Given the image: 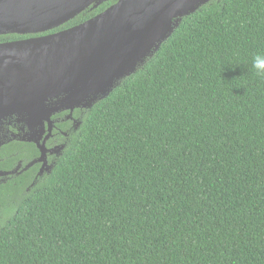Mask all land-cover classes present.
<instances>
[{
    "label": "trees",
    "instance_id": "obj_1",
    "mask_svg": "<svg viewBox=\"0 0 264 264\" xmlns=\"http://www.w3.org/2000/svg\"><path fill=\"white\" fill-rule=\"evenodd\" d=\"M257 53L264 0H211L108 97L76 108L78 129L53 117L47 148L64 146L49 172L35 143L0 150V264H264Z\"/></svg>",
    "mask_w": 264,
    "mask_h": 264
},
{
    "label": "water",
    "instance_id": "obj_2",
    "mask_svg": "<svg viewBox=\"0 0 264 264\" xmlns=\"http://www.w3.org/2000/svg\"><path fill=\"white\" fill-rule=\"evenodd\" d=\"M106 1L0 0V35L48 32ZM210 1L119 0L80 25L0 44V127L13 117L24 124L21 141L37 145L44 168L53 117L108 97L172 36L178 19Z\"/></svg>",
    "mask_w": 264,
    "mask_h": 264
},
{
    "label": "flooded vegetation",
    "instance_id": "obj_3",
    "mask_svg": "<svg viewBox=\"0 0 264 264\" xmlns=\"http://www.w3.org/2000/svg\"><path fill=\"white\" fill-rule=\"evenodd\" d=\"M109 1H106V2H109ZM95 4L96 3L92 4L91 6L95 7ZM103 4H101V5H103ZM60 31H62V30H60ZM57 32H59V31H57ZM57 32H55V33H57ZM50 34H53V33H50ZM47 35H49V34H47ZM39 36H43V35H37V36L29 37V38H34V37H39ZM29 38H27V39H29ZM5 43H8V42H5ZM75 111H74V113H75ZM74 113L71 115L70 112L66 113V111H65L64 112V114H65L64 117L65 118L63 119V121H65L67 119H70V121L72 122V125H74V128L78 129L79 126L81 125V117L78 118V119L74 118ZM53 120L55 122V126H54V129H53L52 135L46 140L48 132H45L44 136L42 137V139L40 141V143L42 144L46 140V147H47V144L49 143V141L55 138L54 130H58L56 123H58L59 120H56V119H53ZM27 134H28V131H27V128H25L24 124L18 123L16 121L15 117L8 118L7 120H5L4 125L2 127H0V150H2L4 147L9 146V145H11V144H13L15 142L27 143V142L21 141V138L25 137ZM61 134H62L63 137H67V134L65 132H61ZM62 146H64V145L63 144H59V143L56 142V144H54V146H52L51 148H48L49 150H53V152H51V153L49 152L48 153L49 155L47 154V166H45L43 168V164L39 163L40 164V167H39V170H38V175L39 176H42L44 173L50 171L51 164L49 163V156L51 154L60 153L61 150L59 148L62 147ZM53 156H56V155H53ZM19 164H20V162L17 163V165H19Z\"/></svg>",
    "mask_w": 264,
    "mask_h": 264
},
{
    "label": "clouds",
    "instance_id": "obj_4",
    "mask_svg": "<svg viewBox=\"0 0 264 264\" xmlns=\"http://www.w3.org/2000/svg\"><path fill=\"white\" fill-rule=\"evenodd\" d=\"M252 67L258 75H264V54L257 53L252 59Z\"/></svg>",
    "mask_w": 264,
    "mask_h": 264
},
{
    "label": "bare ground",
    "instance_id": "obj_5",
    "mask_svg": "<svg viewBox=\"0 0 264 264\" xmlns=\"http://www.w3.org/2000/svg\"><path fill=\"white\" fill-rule=\"evenodd\" d=\"M192 15V14H191Z\"/></svg>",
    "mask_w": 264,
    "mask_h": 264
}]
</instances>
